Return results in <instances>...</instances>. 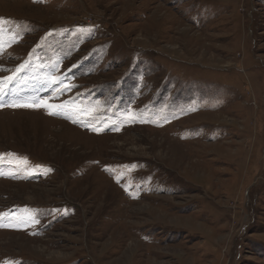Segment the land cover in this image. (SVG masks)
Listing matches in <instances>:
<instances>
[{
	"label": "rangeland",
	"instance_id": "rangeland-1",
	"mask_svg": "<svg viewBox=\"0 0 264 264\" xmlns=\"http://www.w3.org/2000/svg\"><path fill=\"white\" fill-rule=\"evenodd\" d=\"M0 18V264H264V0Z\"/></svg>",
	"mask_w": 264,
	"mask_h": 264
},
{
	"label": "snow or ice",
	"instance_id": "snow-or-ice-1",
	"mask_svg": "<svg viewBox=\"0 0 264 264\" xmlns=\"http://www.w3.org/2000/svg\"><path fill=\"white\" fill-rule=\"evenodd\" d=\"M6 23L2 18H0V31H2V26ZM11 44L8 45L10 47ZM4 49V45L0 44V51ZM24 66L22 65L21 68ZM18 69L17 71H19ZM14 77L12 76H7L4 77L3 79H0V109L4 108H12V109H32L36 110L39 108H44L47 112L48 115L56 116L60 115L63 109L66 107L64 105H55L49 103L47 100L41 99H21V98H16L12 97L9 99H5V97L8 95V92H6L5 85H10L13 82ZM66 79V77H65ZM52 84L56 85L57 87H60L63 85L64 81L63 79L57 80L55 77L51 78ZM67 91V87L65 86L64 89ZM135 119V118H133ZM96 131V129H93ZM119 183V181H117ZM0 227H18L16 225L12 224H4L0 222Z\"/></svg>",
	"mask_w": 264,
	"mask_h": 264
}]
</instances>
